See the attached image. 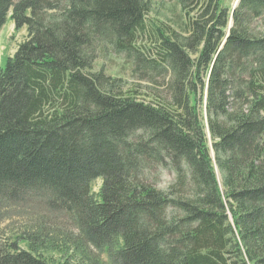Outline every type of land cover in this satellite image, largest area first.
Returning <instances> with one entry per match:
<instances>
[{"label": "trees", "instance_id": "trees-1", "mask_svg": "<svg viewBox=\"0 0 264 264\" xmlns=\"http://www.w3.org/2000/svg\"><path fill=\"white\" fill-rule=\"evenodd\" d=\"M171 1L154 21L156 0H0L26 28L0 68V204L71 231L40 217L0 264H264V0ZM108 52L129 81L93 69Z\"/></svg>", "mask_w": 264, "mask_h": 264}, {"label": "rangeland", "instance_id": "rangeland-1", "mask_svg": "<svg viewBox=\"0 0 264 264\" xmlns=\"http://www.w3.org/2000/svg\"><path fill=\"white\" fill-rule=\"evenodd\" d=\"M237 1L238 0H232L233 6L236 5ZM156 2H158V4H156L158 8L156 7V10L148 15L149 18L154 21L157 19L165 21L167 18H172L174 13H178V9L173 6V1L156 0ZM0 28V68H2L6 58L11 57L14 54L17 45L25 39L26 28L22 27L19 30H16L13 22L10 20L9 13ZM101 66L109 75L121 77L126 81L130 80V66L121 56L112 55L109 52L105 57L100 55L96 59L93 69L98 70ZM216 175L220 182L221 179L218 171H216ZM99 186L100 179L91 181L90 189L93 195L97 193ZM40 217L45 220V222H51L46 224L52 229L58 226L66 232L70 231V227L65 222L67 221L65 218L48 213L42 206H37L34 203L27 204L26 206H9L0 204V241H16L17 237L20 236V232L24 229H31ZM15 243L20 247L27 248L26 243L23 241H16ZM45 254L47 258L53 260H57L58 258L55 252L47 251ZM99 257L100 260L107 261L105 253H100Z\"/></svg>", "mask_w": 264, "mask_h": 264}]
</instances>
